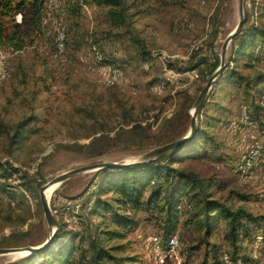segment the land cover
<instances>
[{"label":"rangeland","instance_id":"obj_1","mask_svg":"<svg viewBox=\"0 0 264 264\" xmlns=\"http://www.w3.org/2000/svg\"><path fill=\"white\" fill-rule=\"evenodd\" d=\"M123 1L130 15L125 26L111 27L106 9L95 8H84L77 25L64 23L52 5L44 39L20 52L0 49V73L5 75L0 80V164L17 170L8 169L7 184L0 182L8 186L0 187V249L35 247L47 239L39 191L57 176L101 163L141 162L151 150L186 135L190 112L205 86L202 80L209 74L204 67L183 72L188 59L219 56L239 20L238 0ZM261 8L264 0L244 2L247 24L256 23L253 12L258 14ZM198 42L202 47L194 51ZM241 73L264 74V64ZM194 74L198 79L191 77ZM166 78L171 80L168 87L157 91ZM216 82V86L223 84L219 78ZM209 92L206 100L214 98L226 108L207 111L219 118L211 129L218 149L171 167L212 181L208 192L230 208L243 207L264 216V158L259 153L263 139L242 120L240 101H230L235 96L232 87ZM20 122L26 123L12 140ZM251 151L257 155L246 166ZM168 157L170 161L172 155ZM102 176L99 171L86 172L51 188L49 207L62 214L65 229L82 231L72 228L63 206L71 199L81 202L91 194L95 198ZM41 180L39 188L36 183ZM129 218L133 226L124 231L123 240L103 242L107 248L121 249L114 253L117 256L135 259V264L201 261V233L183 226V217L172 235L177 248L171 253L162 241V227L153 219L137 211L129 212ZM92 220L114 229L109 215L97 214ZM223 233L221 225L209 239L222 258L232 256ZM155 237L158 249L152 241ZM241 246L240 257L264 264L262 240H244ZM21 258L20 254L1 255L0 264Z\"/></svg>","mask_w":264,"mask_h":264},{"label":"trees","instance_id":"obj_2","mask_svg":"<svg viewBox=\"0 0 264 264\" xmlns=\"http://www.w3.org/2000/svg\"><path fill=\"white\" fill-rule=\"evenodd\" d=\"M52 5V10H57L58 16H63L64 23L71 22L73 25H77L84 8L106 9L107 21L114 28L125 26L130 20L129 7L123 0H0V49L20 52L33 46L35 41L44 39L47 12ZM227 55L225 69L219 78L223 84H219L218 88L226 90L227 87H232L235 91V96H232L230 101H240L241 117V110L245 108L248 117L246 123L253 125L259 137L263 139L259 153L264 158V74L250 77L241 73L243 70H252L264 64L263 8L257 14L256 23L247 24V18L244 16L242 29L230 42ZM218 57L203 56L196 60L192 55L188 59V68L178 71H194L204 67L209 71L204 77L205 80H202L206 84L220 65ZM225 109L214 98H207L196 118L193 138L182 147L149 163L100 170L103 176L98 183L96 197L92 199L91 194L81 201V221L77 227H72L82 231L65 229L67 224L62 222V214L56 212L54 217L58 230L51 244L44 250L27 255L12 264H135V259L114 254L121 249L103 246L105 241L124 239V231L133 226V221L129 218L131 211L142 212L147 215L148 220L153 219L160 225L163 232L162 241L166 245L183 217V226L201 233L199 245L204 246V252L199 264H225L219 247L209 241L223 225V241L232 251L229 260L235 264L238 261L240 264H252L250 258L239 256L243 250L241 243L252 239L264 242V216L254 215L243 207L230 208L224 202L212 198L208 192L212 181L201 178L194 172L171 167L173 163L185 159L202 158L206 156L208 149H218L211 129L219 118L208 114L207 111L224 112ZM25 123L20 122L17 125L12 140ZM67 149L71 147L67 146ZM169 155H172L170 161ZM8 169L17 171L11 165ZM8 169L0 164V178L2 176L5 180L4 184L10 179ZM24 176L26 177L22 174V177ZM23 185L30 191L31 188L27 184ZM42 185V180L36 183L39 188ZM4 186L7 185L0 183V187ZM108 195H112V198ZM97 214L101 217L109 215L114 229L104 227V221L93 224L92 219ZM71 215L68 214L69 217Z\"/></svg>","mask_w":264,"mask_h":264},{"label":"water","instance_id":"obj_3","mask_svg":"<svg viewBox=\"0 0 264 264\" xmlns=\"http://www.w3.org/2000/svg\"><path fill=\"white\" fill-rule=\"evenodd\" d=\"M243 4L244 0H238V14H239V20L238 23L235 27V29L226 37V39L223 42L221 52L219 55L220 58V65L219 67L215 70V72L211 75V77L207 80L205 86L202 88L200 91L192 111L190 112V125H189V131L185 136L182 138L175 140L171 143H168L166 145H163L161 147H158L154 150H151L148 152L143 160L141 162H133V163H101V164H96V165H91V166H85L81 168H77L68 172H65L61 174L60 176H57L44 186L40 188L39 191V197H40V203L42 206L44 218L46 220L48 229H49V235L47 239L39 246L35 247H25V248H6V249H0V256L1 255H11V254H20L22 257H25L27 255L31 254H36L45 248H47L52 240L54 239L57 230H58V224L51 212V209L49 207V200L45 196V190L48 189L51 186H55L57 188L60 186L62 183L65 181L79 175L82 173L86 172H91V171H100L103 169H121V168H127L131 166H135L138 164H145L149 163L151 161H154L172 151L177 150L178 148L182 147L184 144H186L188 141H190L196 131V118L198 116V113L200 112L203 103L206 100V97L209 93V91L216 86V81L220 76L222 75L225 66H226V50L230 42L234 39V37L240 33L242 26L244 24V13H243Z\"/></svg>","mask_w":264,"mask_h":264},{"label":"built area","instance_id":"obj_4","mask_svg":"<svg viewBox=\"0 0 264 264\" xmlns=\"http://www.w3.org/2000/svg\"><path fill=\"white\" fill-rule=\"evenodd\" d=\"M258 1V0H256ZM257 18V12H253V19L256 20ZM202 47V45L200 44V42H198V44H195L193 46V50L194 51H198L200 48ZM5 75L3 73H0V80L4 79ZM194 79H198V76L197 74H194L193 76ZM171 80L169 78H166L163 82H160L156 89L157 91H163L166 87H168V83H170ZM242 120L244 122H247L248 120V117L246 115V111H245V108H242ZM256 156V151H251L249 154H248V160L246 161V166H250L251 165V160ZM5 180L3 178H0V182H4ZM81 207H82V204L81 202L79 201H67L65 206L63 207L62 211L64 212V214H72L70 217H69V224L72 226V227H77L79 222L81 221V217H79V213L81 211ZM90 208V204L88 205V209ZM52 212V211H51ZM56 211H53L52 214H55ZM152 241L154 242V244L157 246V249L159 248L158 247V239L155 237L152 239ZM168 246L170 248L169 250V253L173 252L176 248H177V240L176 238H172L170 239L169 243H168ZM223 261L225 262V264H235L233 262H231L229 260V258L224 255L223 256ZM237 264H240V262L238 261Z\"/></svg>","mask_w":264,"mask_h":264},{"label":"bare ground","instance_id":"obj_5","mask_svg":"<svg viewBox=\"0 0 264 264\" xmlns=\"http://www.w3.org/2000/svg\"><path fill=\"white\" fill-rule=\"evenodd\" d=\"M52 187H54V186H51V187H49L48 189L45 190V196H46L47 199H48L47 196H50L52 194V192H53V189H51Z\"/></svg>","mask_w":264,"mask_h":264},{"label":"crops","instance_id":"obj_6","mask_svg":"<svg viewBox=\"0 0 264 264\" xmlns=\"http://www.w3.org/2000/svg\"><path fill=\"white\" fill-rule=\"evenodd\" d=\"M229 45H230V44H229ZM229 45H228V47H227L228 51H229ZM226 52H227V50H226ZM218 87H219V85H218V86H215V87H213V91H214V89H216V88H217V89H219ZM215 96H216V95H215ZM208 99H209V98H208Z\"/></svg>","mask_w":264,"mask_h":264}]
</instances>
